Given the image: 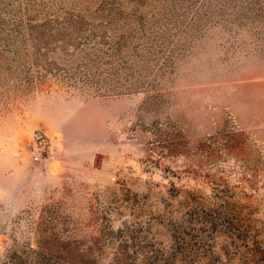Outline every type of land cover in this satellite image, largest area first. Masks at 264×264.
Masks as SVG:
<instances>
[{"label":"rangeland","instance_id":"1","mask_svg":"<svg viewBox=\"0 0 264 264\" xmlns=\"http://www.w3.org/2000/svg\"><path fill=\"white\" fill-rule=\"evenodd\" d=\"M0 264H264V0H0Z\"/></svg>","mask_w":264,"mask_h":264}]
</instances>
